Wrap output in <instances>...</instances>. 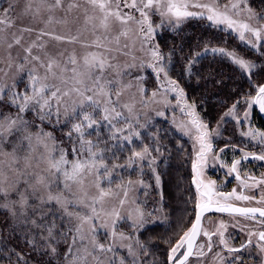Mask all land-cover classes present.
Returning a JSON list of instances; mask_svg holds the SVG:
<instances>
[{
  "label": "snow or ice",
  "instance_id": "snow-or-ice-1",
  "mask_svg": "<svg viewBox=\"0 0 264 264\" xmlns=\"http://www.w3.org/2000/svg\"><path fill=\"white\" fill-rule=\"evenodd\" d=\"M124 8L130 11L125 12ZM220 8L219 0H213L212 3H200L199 0H83V3L81 0H27L22 15L31 14L32 21L43 24V27H21L18 30L19 34L12 32L11 41L7 42V48L12 49L14 45L22 44L24 33H35V39L23 47L24 64L17 63V71H23L25 64L32 65L28 72L29 85L23 93L7 90L9 102L17 108V114L15 116L0 114V157L9 158L7 161L0 159V209L6 210L13 217L17 216L16 209H20L19 216L25 217L24 223H30L33 228L40 230V239L45 241L42 247L50 249L45 255L58 259L56 244L71 236V244L64 253L65 264H87L89 256L93 258L95 264H116L114 259H101L100 254L114 253L118 239H131L123 232H118L117 222L129 219L132 221L133 229L143 226V212L139 207L130 210L126 218L121 216L118 209L107 211L104 207L106 199L113 193L114 172L121 167L118 163V153L127 151L131 146L128 167H132L137 161L148 160V167L155 172L156 163L155 158L148 159L152 153L147 145L137 150L139 146L135 141L141 140L139 128H143L144 125L139 124L133 115L132 106L121 104L120 101L123 93L132 87L131 83L123 82L124 77L129 74L125 69L135 66L125 65L121 68L119 64L118 55H127L124 49L129 48L127 43L121 45V37L127 39L132 30L131 25L137 26L141 45L150 48L154 61L148 63L147 67L152 68L158 79L159 74L164 73V79L168 84L164 89L165 93L175 92L177 104H180L184 97L183 89L175 80L169 79L167 70L161 63L164 59L163 54L158 48L151 46L155 29L163 26L162 24L154 26L151 17L159 15L162 19L167 18L169 22L174 20L177 26L187 18H206L214 26L224 25L226 29L237 32L242 41L246 39V33H250L255 37V41L249 43L253 47H264L262 43L264 23H260L264 21V16L257 15L248 0H229L223 5L224 11ZM192 9L201 11L196 12ZM13 11L14 5L10 4L3 10L4 15L0 16V25L5 26L0 27V41L7 40L6 35H3L5 28L14 27L15 18L11 15ZM242 12L248 14L249 20L255 19L260 27H253L246 20L234 18ZM59 13L63 15H58ZM136 13H139V18ZM54 25H60V30ZM117 25L119 30L114 32ZM50 45L56 50L51 51ZM66 45H79L84 51L78 54L75 47L69 51ZM212 51L228 56L245 72H251L256 67L255 63L239 58L235 53L227 52L223 48H214ZM192 62L189 61V65ZM140 67H144L143 62ZM40 69H43V75L40 74ZM137 80L142 81L143 77L138 76ZM5 91L4 87H0V94H4ZM141 92H144L142 87ZM155 96L156 92H153V97ZM0 98H3L2 95ZM244 103L248 108V111L244 112L245 121L248 120L250 110L255 105L264 113V85H258L256 95L254 97L249 95ZM190 108L191 128L181 126V129L189 135H193L192 129H195V141L199 145L196 159L192 163L193 184L196 185L198 194L195 221L171 247L169 264H189L190 257L201 260L215 246L213 235H219L220 244L225 250L241 251L228 246L223 231L211 233L202 229V217L206 212L239 215L256 221L264 228V207H238L230 203L233 198L241 202L256 200L254 195H246L243 191L238 194L236 189L227 193L222 190V186H217L216 181L209 180L205 183L198 179L202 175L208 154L213 149L208 140V126L196 115L195 105H191ZM236 108L237 105L234 104L225 115H234ZM28 111L36 112L41 122L51 121L55 116L56 122L60 123L63 116V122L71 124L68 137L72 142L73 159H69L66 151L58 148L54 141L49 147V141H52L51 133L44 132L43 129L36 132L30 130V122L23 116ZM125 111L128 115H125ZM157 114L163 115V112ZM102 129L108 134L106 139L103 138ZM244 135L253 139L259 137L260 143L264 145V132L257 133L250 129ZM12 137L15 139H11ZM34 139L37 145H43L45 155L39 157L34 155L36 152ZM6 143L13 145L10 152L4 149ZM21 151L24 155H20ZM156 152H160L159 147L156 148ZM249 157L252 160L264 161V147L260 154L244 153L241 159H234L229 168V174L235 173V178L241 181L244 189L264 185V177L257 180L249 175L247 179L252 181L251 184L241 179L238 166ZM109 160L112 161L111 164L108 163ZM41 162L46 164L44 169H40ZM89 177L92 178L91 184L95 188V194H90L86 187ZM156 180L159 185L158 175ZM131 183L129 181V184ZM127 195L125 190V199ZM125 199L119 201L121 208L125 204ZM256 202L264 203V196ZM52 205L62 213L59 218L60 224L56 219L50 222L47 219V210ZM28 209H32L31 215L28 214ZM102 215L109 217L110 221L101 219ZM257 216L262 219L257 220ZM98 226L106 230V236L111 241L107 246L97 238ZM220 228H224L223 223ZM201 233L206 238V244H196ZM248 235L250 238L258 235L259 241H264V230L258 234L249 232ZM27 243L36 248L35 238L27 240ZM248 243H251V239ZM257 246L264 252V244ZM127 247L130 255H138L131 245ZM140 247L143 248V245ZM17 256L19 264V259H23V256L19 253ZM216 256H220V253L217 252ZM119 264L126 262L122 258Z\"/></svg>",
  "mask_w": 264,
  "mask_h": 264
},
{
  "label": "rangeland",
  "instance_id": "rangeland-1",
  "mask_svg": "<svg viewBox=\"0 0 264 264\" xmlns=\"http://www.w3.org/2000/svg\"><path fill=\"white\" fill-rule=\"evenodd\" d=\"M200 3H212L213 0H199ZM229 0L222 1L219 0L221 5L220 10L224 11L223 5L227 4ZM27 0H0V16H3V10L8 8L10 4L14 5V11L11 13L14 17V27L5 28V33L7 40L0 41V87L6 89L3 98H0V114L8 115L11 114L15 116L17 114V108L12 106L9 102L8 89L13 91L23 93L25 88L29 85L28 72L31 69V64H25L23 71H17V63L24 64L23 57L25 55L23 47H26L30 40L35 39V33H24V40L21 45H14L12 49L7 48V42L11 41V33L17 32L19 34V28L21 27H43V24H37L32 21L31 14L22 15L26 6ZM83 3V0H81ZM250 4V0H248ZM251 6V5H250ZM36 7L35 2L33 3V8ZM125 12L130 11L128 8L123 9ZM193 11L200 12L201 9H192ZM257 15L264 16L263 13L255 11ZM58 15H63L59 13ZM137 18H139V13H136ZM237 20H246L253 27H260V24L257 23L255 19H248V14L242 12L239 16L234 17ZM153 25H163L155 29L154 38L151 41V46L156 47L157 37L165 29L179 28L182 25L186 24L189 21H193L197 18H187L183 20L179 26L176 25L175 21L169 22L167 18L162 19L159 15H153L151 17ZM208 21L206 18H204ZM210 24L211 22L208 21ZM260 23H264L261 21ZM80 24H83V17H81ZM0 27H5L0 25ZM57 30H60V25H54ZM217 29L222 30L223 33L227 36H230L233 40L234 48H231L232 44L227 43L225 39V46H221L218 49H225L227 52H233L239 58L245 59L249 62L255 63L256 67L251 72H245L240 69V67L232 62V60L226 56L221 55L225 58L230 66L237 70L240 74H243L245 80L251 85L252 91H247V94L242 96L240 99V104L237 105L234 115H227L228 119L224 120L223 124L220 121L216 124H211L206 122L204 117L201 116L195 110L197 116L200 120L208 126L209 136L208 140L212 144L213 151L208 154V158L212 159L214 157V150L216 148L225 147L227 143H238V140L243 138L253 139L251 136H246L244 133L250 131L247 130L245 125H256L255 122H252V112L250 110V115L248 120L244 119V112L248 111L247 105L244 103V100L251 96H255L257 92L258 85H264V73L258 75V72L264 71V47L257 46L253 47L249 41H255V37H252L250 33H246V39L241 40L237 32H233L229 29H226L224 25L219 27L215 26ZM131 32L129 37L125 39L121 37V45L127 43L129 48L124 49L127 52V55H118L117 59L121 68H124L125 65H135L134 67L125 69L129 74L124 77V83H131L132 87L127 89L120 98L121 104H127L132 106L133 115L138 119L139 124L144 125L143 128H139L141 132V140H136L135 144L139 146L137 150L142 149L145 145L150 148L152 156L148 159L155 158L156 163L154 165L155 172L152 168L148 167V160L137 161L132 167L127 166V161L131 153V146H129L127 151L118 153L119 161L118 163L121 167H118L113 175V184L112 195L106 199L105 209L111 211L113 208H116L120 211L122 217H127L128 212L137 207L143 212V226L137 229L131 227L132 221L129 219H122L117 222L118 232H123L125 235L130 236L129 240H117L116 249L114 253L100 254L101 259H114L116 264H119L120 260L123 258L126 264H169L168 256L172 246L179 239L183 232L191 227V223L194 221L195 217V204L197 200V189L196 185L193 184V169L192 163L196 159V150H198L199 145L195 141V129H192L193 135L185 134L181 129V126L191 128L190 120L192 117L189 115L191 111L190 105L181 101L180 104H177V94L175 92L168 91L165 93L164 89L168 87L167 81L164 79V73L160 76L161 79L156 81V86L154 88L147 89L145 81L148 77V72H153L152 68L147 67L148 63H152L153 57L151 55V50L147 46L141 45L140 38L137 33V26L135 24L131 25ZM119 30L117 25L114 32ZM47 39V37H45ZM54 43V42H52ZM264 43V41H262ZM69 51L73 47L76 48L78 54H82L84 49L80 48L79 45H66ZM239 48L243 50V54L239 53ZM217 49V48H215ZM50 50L55 51L50 45ZM213 52V51H212ZM9 53H11V59H9ZM219 54V53H217ZM252 55V58L250 57ZM135 58V59H134ZM144 63V67L141 68V63ZM11 65V66H10ZM40 74L43 75V69H40ZM6 73V74H5ZM160 75V74H159ZM142 76L143 80L138 81L137 77ZM258 79L256 85H252L251 82L254 78ZM263 82V83H261ZM15 85V87H13ZM141 87L144 89V92H141ZM156 88V89H155ZM153 92H156V96L153 97ZM232 109V107L230 108ZM229 109V110H230ZM158 112H163V115H158ZM264 114V113H263ZM125 115L128 113L125 111ZM24 118L30 122V130L33 132L43 129L44 132L51 133L52 141H49V147L52 146L54 141L55 145L58 148H62L66 151V154L69 159H73L72 155V142H70L68 137V132L71 128V124H65L63 116H61V122H56V117L53 116L51 121L41 122L37 117L36 112L28 111L23 114ZM238 120L240 123H238ZM158 121H166L167 125H156L154 131L152 132L150 126L155 125ZM135 123V120L133 121ZM239 125H244L243 128H240ZM252 131H255L254 128H251ZM103 138H107V132L103 129ZM257 132V131H255ZM259 133V132H257ZM11 139H15L12 137ZM257 140L260 138L257 137ZM181 141V142H180ZM151 143L155 144V147H151ZM33 145L36 147L35 156L39 157L45 155V148L43 145H37L35 139L33 140ZM27 142H25L24 147L26 148ZM217 146V147H216ZM13 145L11 143H6L4 149L6 151H11ZM159 147L160 152H156V148ZM175 152H179V156L182 158L186 157L188 161L187 165V176L183 183L188 188V191L182 190L178 195H184V198H179L178 202L175 203V208L173 202L166 204V195L165 188L162 191L161 180L159 185H157L156 177L157 175L161 178L162 176L168 173V169L171 166L172 161L176 160L178 155ZM219 152V151H218ZM58 154V153H57ZM157 154V156H156ZM20 155H24V152L21 151ZM0 159L8 160L9 158L0 157ZM109 164L112 163L111 160L108 161ZM206 163L202 169V175L198 179L203 180L205 183L211 180L207 177L206 174H203V170ZM46 164L41 162L40 169H44ZM151 176V179H154L152 185L157 189L155 191V196H149L148 193L151 192L149 182H147V176ZM211 176V175H210ZM147 177V178H146ZM92 178L89 177L86 181V187L90 194H95V188L91 184ZM129 181L132 183L129 184ZM120 185L119 187L117 185ZM106 186V185H105ZM222 190L225 188L222 186ZM75 190V189H74ZM127 190V198L124 197V191ZM264 194V192H262ZM125 199V204L121 208L119 201ZM99 207V206H98ZM2 213L7 218V221H3V226H5V231L9 235L18 236L20 242L27 243V240L35 238L36 248H33L28 244L30 249H33L36 254L42 252H50V249L42 247L45 245V241L40 239V230L33 228L30 223H24L25 217L19 216L20 209L17 208V216L13 217L6 210H2ZM28 214L31 215L32 209H28ZM81 211H87V209H81ZM62 213L56 208L55 205H52L49 210H47V219L50 222L53 219L57 220V223L60 224V216ZM67 218H65L66 221ZM101 219H108L109 217L101 216ZM230 216H215V217H206L203 221L204 228L203 230L211 231L217 224L219 228L222 222L231 220ZM87 230V226H85ZM110 230V228H109ZM219 231H225V228L218 229ZM59 231V229H58ZM46 235V233H45ZM204 235L202 234L201 237ZM97 238L101 243H104L106 246L111 243V241L106 236V230L98 226ZM153 240H159L154 243L157 246L156 250H149V244ZM168 240V243L165 242ZM139 241V244H137ZM163 242L164 250L161 251L159 245ZM55 243V242H54ZM71 244V236L67 240H60L56 244L59 258L51 257V260L54 264H65L64 253L67 251V248ZM128 245H131L135 250V253L138 255H130L128 251ZM143 245V248L140 247ZM217 252H213L204 263L202 264H227L225 257L216 256ZM220 253V252H219ZM264 258V255H263ZM87 264H95V261L91 256L87 258ZM189 264H198V260L194 257L190 260Z\"/></svg>",
  "mask_w": 264,
  "mask_h": 264
},
{
  "label": "trees",
  "instance_id": "trees-1",
  "mask_svg": "<svg viewBox=\"0 0 264 264\" xmlns=\"http://www.w3.org/2000/svg\"><path fill=\"white\" fill-rule=\"evenodd\" d=\"M250 5L254 11L264 14V0H250ZM225 39L227 43H233L232 38L226 37L222 30L217 29L204 18H197L179 28L163 30L156 40V48L163 54L164 59L161 63L165 66L169 79L175 80L183 89V101L190 106L195 105L197 113L211 124L219 122L221 117L223 124L224 120L228 119L225 114L229 109L234 104L239 105L241 97L246 95L247 91H252L243 74L233 69L220 54L212 52L214 48L225 46ZM231 46L234 48L233 44ZM239 53L243 54V50H239ZM250 57L253 59L252 55ZM189 61H193L191 65ZM263 73L264 71H260L258 75ZM157 80L156 73L148 72L145 81L146 86L148 85L147 89L154 88ZM257 82L256 77L251 84L256 85ZM156 125H167V122L158 121L148 130L151 133L155 132ZM150 145L152 148L155 147L154 143ZM175 153L178 155L176 158L178 161H172L168 173L160 178L162 191L165 188L166 204L173 202L174 208L179 198L185 197L179 196L178 193L181 190L182 194L183 191L185 193L188 191L183 183L187 176L188 161L186 157L179 156V152ZM147 177L151 190L148 195L155 196L157 189L152 185L154 179L149 175ZM3 221H7V218L0 210V264H18L17 253L23 256V259H19V264H49V261L54 264L50 255H45L46 251L36 254L29 248L28 243L20 242L18 236L7 234ZM158 241H151L148 249L155 251L157 246L154 243ZM165 242L168 243V240ZM159 247L161 251L164 250L163 242Z\"/></svg>",
  "mask_w": 264,
  "mask_h": 264
},
{
  "label": "flooded vegetation",
  "instance_id": "flooded-vegetation-1",
  "mask_svg": "<svg viewBox=\"0 0 264 264\" xmlns=\"http://www.w3.org/2000/svg\"><path fill=\"white\" fill-rule=\"evenodd\" d=\"M252 122H255L256 125H245L247 126V130L254 128L257 132H264V114L259 111L258 105L253 107L252 112ZM240 128H243L244 125H239ZM217 147V146H216ZM262 145L260 143V139H249L243 138L238 140V143H227L225 147L216 148L214 150V157L206 162V165L203 170V174H206L208 178L213 181H216L217 186H223L225 188V192L230 193L233 189L237 190L239 194L241 191L246 195H254L256 200L241 202L237 201L234 198L230 201L235 206L238 207H264V203H257L256 201L264 196L262 192H264V185H259L255 188H242L241 181H238L235 177V173L229 174V168L231 167V163L234 159L239 160L243 157L244 153H257L260 154ZM223 149V151H221ZM219 151V152H218ZM221 164L224 166L222 167ZM241 179L251 184L252 181L248 180L247 177L253 176L257 180L264 177V161L252 160L249 157L248 160H244L241 165L238 166ZM211 175V176H210ZM223 189V188H222ZM215 216H230L231 220H227L226 222H222L225 228L224 237L227 241V244L231 248L241 249L239 252H229L224 249V247L220 244L219 235H213L212 240L215 244L212 251L207 253L201 260H198V264L204 263L210 256H212L213 252H220L222 257H225L227 264H264V252L260 251V248L257 246L258 244H264V241H259L258 235H253L251 238L249 237V232H256L264 230L262 225L257 223L256 221L245 219L239 215L229 214V213H208L203 217L202 220V229L204 228L203 221L206 217H215ZM262 219L257 216V220ZM219 224L213 228V230L208 231L211 233H216L218 231ZM201 235L198 237L196 244L204 243L206 244V238ZM251 239V243L248 241ZM243 245H247V247H242ZM194 250L196 248L194 247ZM205 251L207 249L205 248ZM239 257V259H237ZM192 257H190V260Z\"/></svg>",
  "mask_w": 264,
  "mask_h": 264
},
{
  "label": "water",
  "instance_id": "water-1",
  "mask_svg": "<svg viewBox=\"0 0 264 264\" xmlns=\"http://www.w3.org/2000/svg\"><path fill=\"white\" fill-rule=\"evenodd\" d=\"M208 213H214V212H206V213H204V216H205L206 214H208ZM217 213H221V212H217ZM204 216H203V217H204ZM203 217H202V220H203ZM194 221H195V217H194ZM194 221H193V222H194ZM201 224H202V222H201ZM198 237H199V236H198ZM198 237H197V240H198ZM197 240H196V242H197ZM194 247H195V245H194Z\"/></svg>",
  "mask_w": 264,
  "mask_h": 264
}]
</instances>
